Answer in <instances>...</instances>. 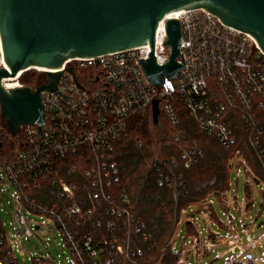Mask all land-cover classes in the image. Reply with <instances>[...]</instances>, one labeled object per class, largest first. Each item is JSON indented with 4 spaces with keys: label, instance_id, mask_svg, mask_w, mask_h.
I'll use <instances>...</instances> for the list:
<instances>
[{
    "label": "built area",
    "instance_id": "1",
    "mask_svg": "<svg viewBox=\"0 0 264 264\" xmlns=\"http://www.w3.org/2000/svg\"><path fill=\"white\" fill-rule=\"evenodd\" d=\"M169 17L181 23L178 50L185 68L163 77L164 82L159 86L146 79L138 60L149 57V43L106 54L70 57L59 68H37L44 75L39 83L47 81L48 70H63V73L58 81V93L41 91L47 113L42 136L36 125H21L24 133L21 148L13 159H0V192L4 195L3 183L11 198L5 197L10 211L0 207V264H22L19 255L28 264L25 250L30 253L31 264L47 260L48 245L57 236L56 231L65 245V249L60 245L65 261L54 259V264H89L90 258L97 257L107 264L121 261L141 264V256L137 257L143 248L138 240L146 238V234L141 231V222L126 206L125 189L119 191L117 187L120 181L117 162L108 158V154L114 150L117 139L123 137L127 118L148 107L151 109L155 98L159 99L165 115L176 123L178 114L171 97L179 95L200 128L208 134L214 133L224 147L233 143L231 121L240 116L249 142L264 167V51L252 34L224 23L207 8L196 7L170 12L160 21L153 46L158 64H163L170 53V48L163 44L165 19ZM21 73L6 77L3 84L15 80L11 82L14 85L6 86L23 85L19 79ZM174 138L181 142L185 137L176 134ZM180 153L185 166L203 156L198 146L182 145ZM67 154L85 156L82 176H87V181L81 180V185L87 193L81 197L75 181L69 182L56 172L49 176L54 172L55 158ZM228 166L230 172L238 173L241 166L251 172L242 151L229 158ZM159 181L168 184L170 177L162 171ZM49 182L54 185L51 201L36 200L32 194ZM227 195L226 203L234 196L228 190ZM211 201L208 198L198 206L189 205L192 211L188 220L195 223L193 215L198 210L208 218ZM103 226L109 231L95 233L91 228ZM199 236L197 229V235L191 236L193 244L186 247L187 240L184 241L176 253L179 256L176 264H189L184 253L192 246L198 257L205 250H213L211 247L217 243L199 241ZM234 237L237 243L231 242L234 244L231 251L237 246L242 258L230 257L224 264H264V248L257 254L249 249L261 237H247L248 246H241ZM33 238L45 245L46 254L35 257Z\"/></svg>",
    "mask_w": 264,
    "mask_h": 264
},
{
    "label": "water",
    "instance_id": "2",
    "mask_svg": "<svg viewBox=\"0 0 264 264\" xmlns=\"http://www.w3.org/2000/svg\"><path fill=\"white\" fill-rule=\"evenodd\" d=\"M207 8L224 23L252 34L264 51V0H0V117L7 133L17 138L21 125L45 123L41 91L59 92L63 70L45 72L36 86L7 87L6 77L30 68H59L72 57L106 54L149 43V57L139 58L146 79L156 86L163 77L185 68L178 45L181 23L165 19L169 57L158 64L155 32L163 17L180 9ZM69 71L73 69L68 66ZM151 110L157 121L159 99Z\"/></svg>",
    "mask_w": 264,
    "mask_h": 264
},
{
    "label": "trees",
    "instance_id": "3",
    "mask_svg": "<svg viewBox=\"0 0 264 264\" xmlns=\"http://www.w3.org/2000/svg\"><path fill=\"white\" fill-rule=\"evenodd\" d=\"M43 78V72L33 67L23 71L19 79L21 84L34 87ZM171 100L178 114L176 123L165 115L161 104L156 122L150 107L130 115L123 137L117 139L114 150L108 154V158L117 162L120 173L117 187L119 191L125 189L126 206L136 220L141 222V231L146 233V238L138 240L139 246L143 248L137 257L141 256V264H176L177 255L172 251L171 238L184 210L190 204L212 196L213 191L226 187L230 177L228 160L236 151L244 153L258 181L264 183V167L249 142L240 116L231 121L235 136L233 143L224 147L214 133L208 134L200 128L179 95H173ZM176 134L184 135L185 138L178 142L174 138ZM23 136L21 128L18 138H12L0 122V159H13L21 148ZM182 145L198 146L203 156L185 166L180 153ZM55 159L54 172L49 173V176L57 173L69 182L75 181L78 185L77 193L80 197L81 194L85 195L87 191L81 185V180L87 181V176H82L86 167L85 156L67 154ZM162 171L170 177L168 184L159 181ZM53 190L54 185L49 182L32 196L49 203L54 195ZM192 223L190 220L185 223V232L191 236L197 234L196 225ZM91 228L95 233L98 230L109 231L104 226ZM88 262L107 264L98 257L90 258ZM112 264H127V261Z\"/></svg>",
    "mask_w": 264,
    "mask_h": 264
},
{
    "label": "rangeland",
    "instance_id": "4",
    "mask_svg": "<svg viewBox=\"0 0 264 264\" xmlns=\"http://www.w3.org/2000/svg\"><path fill=\"white\" fill-rule=\"evenodd\" d=\"M7 81L14 82L15 80ZM1 121L2 119L0 117V122ZM250 169V173L246 171L243 166H241L238 173L236 171H231L229 183L224 189L215 190L212 196L198 201L197 203H192L198 206L208 198H211L212 204L209 217H204L198 210L193 215L195 220L194 225L200 230L199 241L205 242L208 240L217 244H215L214 247L212 246L211 248H213V250L210 251H204V247L202 246L201 249L204 252L199 257L194 250V246H192V249L186 250L184 254L189 264H224L230 257L231 259H241L242 257L237 246L231 251V247L234 245H232L231 242L237 243L234 236L238 238L241 246H248L249 240L247 237L252 239L261 237V240H258L257 244L251 246L249 249L256 254L262 253V249L264 248V183H255V181H258V176L254 173L252 167ZM1 187L3 188L4 195L0 192V197L2 199L0 207L4 206L8 212L10 211V207L7 205L5 197L11 199L10 191L3 183H1ZM227 190L234 196L226 203L227 198H229ZM204 210L207 212V208H204ZM184 211L183 217L177 224L176 232L171 238L172 246L174 247L172 251L175 254L180 252L185 240H187L186 247L191 243L193 244L191 235L185 232V223L191 215L192 210L187 207ZM2 213L4 214V211H2ZM56 234L57 236H53V238H51V243L48 245L50 254L45 256L47 260L39 262L38 264H54V259L55 261L61 259L65 261L60 246L62 245L65 249V245L62 238L58 235V231H56ZM32 244L36 246V249L32 246V252L36 258H38L41 253H47L45 245L39 239L33 238ZM56 251H58L59 254H57ZM24 253L28 264H31L30 253L27 250H25ZM180 256H182V254H180ZM19 258L21 259V263L25 264V259L20 255ZM178 258L179 256L177 255V259Z\"/></svg>",
    "mask_w": 264,
    "mask_h": 264
},
{
    "label": "bare ground",
    "instance_id": "5",
    "mask_svg": "<svg viewBox=\"0 0 264 264\" xmlns=\"http://www.w3.org/2000/svg\"><path fill=\"white\" fill-rule=\"evenodd\" d=\"M17 76H19V74L17 75ZM11 79V78H10ZM5 84L7 85V86H12V85H14V83H11V82H5Z\"/></svg>",
    "mask_w": 264,
    "mask_h": 264
}]
</instances>
